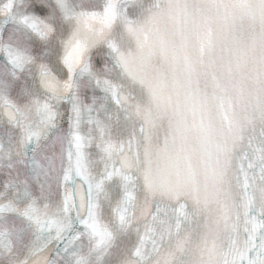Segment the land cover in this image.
Instances as JSON below:
<instances>
[{"label":"snow or ice","instance_id":"6c2138e0","mask_svg":"<svg viewBox=\"0 0 264 264\" xmlns=\"http://www.w3.org/2000/svg\"><path fill=\"white\" fill-rule=\"evenodd\" d=\"M146 2L0 0V264H193L196 238L197 264H264V73L258 105L222 69L210 96L197 74L217 66L216 46L189 27L200 10L172 0L163 16L130 18L153 12ZM211 3L228 20L248 12ZM256 11L264 21V0ZM154 57L169 72L139 83L158 103L201 118L213 100L240 105L191 204L187 174L169 185L134 152L132 67Z\"/></svg>","mask_w":264,"mask_h":264}]
</instances>
